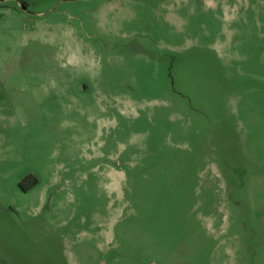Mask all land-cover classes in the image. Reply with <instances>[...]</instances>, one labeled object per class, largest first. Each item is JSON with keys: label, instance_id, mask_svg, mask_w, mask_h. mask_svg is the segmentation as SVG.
<instances>
[{"label": "rangeland", "instance_id": "rangeland-1", "mask_svg": "<svg viewBox=\"0 0 264 264\" xmlns=\"http://www.w3.org/2000/svg\"><path fill=\"white\" fill-rule=\"evenodd\" d=\"M0 264H264V0H0Z\"/></svg>", "mask_w": 264, "mask_h": 264}]
</instances>
